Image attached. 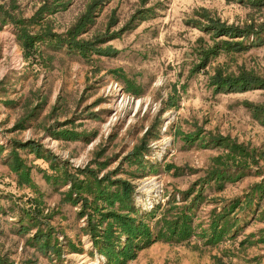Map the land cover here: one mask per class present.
Returning a JSON list of instances; mask_svg holds the SVG:
<instances>
[{
    "label": "rangeland",
    "instance_id": "obj_1",
    "mask_svg": "<svg viewBox=\"0 0 264 264\" xmlns=\"http://www.w3.org/2000/svg\"><path fill=\"white\" fill-rule=\"evenodd\" d=\"M91 1L0 0V264H264V0Z\"/></svg>",
    "mask_w": 264,
    "mask_h": 264
},
{
    "label": "trees",
    "instance_id": "obj_2",
    "mask_svg": "<svg viewBox=\"0 0 264 264\" xmlns=\"http://www.w3.org/2000/svg\"><path fill=\"white\" fill-rule=\"evenodd\" d=\"M98 0H92L90 2V5L96 3ZM88 15V14H86ZM37 17H35L34 19H36ZM215 32H220L222 31V29H219L217 27H214L213 28ZM235 32L236 33H241V31L238 29H235ZM48 35H54V34H48ZM243 35V34H242ZM26 42L25 43H28L30 45V41H32V35L30 34H26ZM66 38V37H65ZM63 39V41H66L67 42V38L66 39ZM223 43V47L229 43H231V40H227V41H222ZM215 47H217L216 49L222 47L221 45H215ZM212 48H206L202 53H203V56L208 54L210 51H211ZM202 56V57H203ZM214 76L217 77L215 79V81H217V83H231L232 81H236V79H232V78H224L222 76H220V73L216 70V72L214 73ZM239 81H244V82H249V81H254L255 79H238ZM235 146L232 147V149H234ZM240 148V147H239ZM237 151H233V154H236ZM239 154H240V158L242 159H246L245 156H247V152H243V148H240L239 150ZM249 168V162H246V161H242L239 163L238 165V172H242L243 169H248ZM215 172L214 173H219L220 171L219 170H216L215 168L213 169ZM244 172V171H243ZM63 174H66V173H62ZM64 177V176H63ZM71 181V180H70ZM76 184L75 186V189H79L80 191L82 192H85V193H89L91 196H86V197H83L82 199L84 200L83 202H87V200L89 201H93V197L92 195L94 196L95 193L99 192L101 193L102 192V189L103 187L107 184L105 183L104 185H102L100 182V179L99 178H96L94 176H91V178L89 177H82V178H73L72 180V186L73 184ZM123 187H122V191L121 193H119V197L121 195H123L125 198H127V195H128V186L122 184ZM264 187V183L261 184V182H255L252 186V188H261V187ZM95 191V192H93ZM98 193V194H99ZM70 195V191H68V193ZM81 195V193H80ZM100 195V194H99ZM77 197V195L75 197H72L73 199H75ZM81 197V196H80ZM236 205V200L235 201H232L229 203L228 207H224L222 209V211H219L215 214H213V218L211 220V223H210V228H211V236L213 238H216L221 232L223 231H227L228 230V226H232L233 222H228L229 220H227L226 218V215H227V212L229 209H232L234 206ZM86 204H83L82 207H85ZM186 208H189V205H187ZM98 219H97V223H92L91 226H90V229H91V232H92V236L93 238L95 239L97 235L101 236V237H104L106 232H109L113 231V228L112 227V223L109 221L105 222L102 226H101V222L102 220H104L102 214H99L98 213ZM112 217L114 218V220L118 219L119 218V215H114V214H111ZM35 217V214L32 215L30 218H34ZM186 216L183 214V212H180L179 215H177L176 217L172 218V219H166L162 225L164 226V230L163 232L161 230H155L156 232H154L153 230H151L150 227H148L147 224H144L142 222L141 219H139L136 223H133V222H129L128 219H126V217H122L125 218L124 222L120 223L121 225H123V227L125 228L124 230H129L130 231V236L136 238L135 240V243L138 245V243H148V242H151L152 240L154 239H157L158 237L162 236L163 234H165V231H168V233H175V234H179L181 236H185L187 235V232H188V229L190 227V224L188 222V218H185ZM87 224L89 225L90 222H87ZM48 231H35V234H34V238H38L40 239V242H39V245L40 246H50V244L48 243V238H49V235H48ZM251 234V233H250ZM209 237V236H208ZM207 237V238H208ZM262 237H264V234H262ZM105 238H108V236H105ZM129 238V241L132 242V238L131 237H127ZM126 238V239H127ZM96 240V239H95ZM140 241V242H139ZM110 247V246H107V248ZM118 250L115 251V257L113 258V260H115L116 256L118 255ZM113 254V255H114ZM126 254V252H125ZM112 255V256H113ZM1 260V259H0ZM4 263V262H3ZM2 263V264H3ZM5 264V263H4Z\"/></svg>",
    "mask_w": 264,
    "mask_h": 264
}]
</instances>
